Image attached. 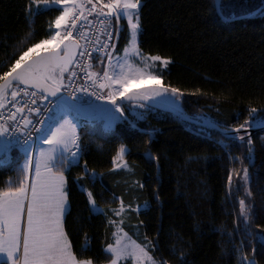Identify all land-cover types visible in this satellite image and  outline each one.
Wrapping results in <instances>:
<instances>
[{
	"label": "trees",
	"instance_id": "16d2710c",
	"mask_svg": "<svg viewBox=\"0 0 264 264\" xmlns=\"http://www.w3.org/2000/svg\"><path fill=\"white\" fill-rule=\"evenodd\" d=\"M29 2L0 0V74L28 47L47 38L49 25L59 15L47 9L30 14ZM214 3L142 0L138 47L171 61L161 79L183 93L180 110L223 128L245 120L255 126L264 119V0H220L226 19L249 14L230 21L218 16ZM120 25L117 48L127 39L123 19ZM251 108L258 111L250 117ZM140 112L135 118L125 109V119L110 129L103 128V118L81 120L79 162L64 169V229L77 257L105 264L109 254L104 249L113 240L106 217L90 211L85 188L104 208L115 206L118 197L131 207L148 203L138 213L129 211L123 228L140 244L151 241L157 261L264 264V129L241 134L244 141L226 140L169 113L149 107ZM121 145L127 149L129 173L113 170ZM3 156L0 189L17 179L23 160L21 150L11 152L6 162ZM243 168L249 173L247 185L233 174L229 189V173ZM245 188L251 196L245 195ZM241 198L249 206L247 220L240 215ZM85 237L88 250L82 252Z\"/></svg>",
	"mask_w": 264,
	"mask_h": 264
},
{
	"label": "snow or ice",
	"instance_id": "6c2138e0",
	"mask_svg": "<svg viewBox=\"0 0 264 264\" xmlns=\"http://www.w3.org/2000/svg\"><path fill=\"white\" fill-rule=\"evenodd\" d=\"M87 5L91 8H86ZM141 7L142 0H30L26 5L30 14L47 9L59 11V15L49 25L47 38L28 47L7 71L0 74V109L5 108L4 101L9 92L15 108L6 116L0 111V137L19 140L22 136L27 145L35 132L38 134L36 140L48 147H40L38 155L27 154L17 179L9 180L8 186L0 189V257L4 258L3 264H95L92 258L77 257L64 229V216L68 212L64 169L78 164L81 151L77 125L69 118V114H78L80 110L77 93L94 96L111 105L99 113L108 115L111 120L119 119L116 113L124 116L123 101L144 108L148 101L166 97L178 101L183 95L178 88L167 87L162 82L164 69L171 61L160 55L144 54L138 47ZM93 13L95 19L103 17L99 19L100 34L105 36L102 41L97 35L94 43L90 31L94 20L88 19ZM121 19L127 20L130 38L123 55L114 56L116 45L112 43L113 32L108 29H114L118 38L120 29L117 25ZM93 52L103 55L93 56ZM92 60H97L102 67L93 70L96 65ZM50 97L55 99L50 100ZM45 102L52 107H47ZM39 105H44L43 111L49 113L46 119L34 118L41 116ZM257 111L251 108L250 117ZM258 122L264 125V119ZM249 127L250 121L245 120L234 128L232 131L238 135L233 139L244 141L245 136L239 133H246ZM251 143L249 136V153ZM125 155L126 148L121 145L113 157L114 168L130 170ZM233 174L247 185L248 169L233 170L228 176L229 189ZM92 176L95 177V173ZM244 191L246 196H251L250 189ZM87 197L90 211L105 214L98 209L91 191L87 192ZM239 206L240 215L247 220L249 206L246 199L241 198ZM130 207L121 199L119 208L111 211L113 215L123 217ZM123 222V219L119 223L109 220V224L117 229L112 233L115 242L108 243L104 249L109 254V264H121L125 260H132L133 264H167L157 261L151 254L155 247L151 241L139 244L132 240L119 226ZM87 250L85 237L82 252ZM247 259L243 257V260ZM248 264H254V261H248Z\"/></svg>",
	"mask_w": 264,
	"mask_h": 264
},
{
	"label": "water",
	"instance_id": "95a60500",
	"mask_svg": "<svg viewBox=\"0 0 264 264\" xmlns=\"http://www.w3.org/2000/svg\"><path fill=\"white\" fill-rule=\"evenodd\" d=\"M215 6V11L218 14L219 17H221L223 20H237V19H242L247 17L249 14H245L239 17H235V18H231V19H226L225 17H223V15L221 14L220 11V0H215L214 3ZM263 8V5L258 8L257 10H255L254 12H252L253 14H257L261 9ZM50 99H55V98H51ZM80 104V110L79 113L76 114L80 119L82 120H88V121H96L97 119L102 118L105 115H101L100 110L101 109H109L111 108V105L107 104L106 102H79ZM122 104H133L132 102L129 101H123ZM146 107L152 108L154 110H159L165 113H169L172 114L174 116H176L177 118H179L181 121L191 124L193 126L196 127H200V128H204V129H210V130H214L216 131L222 138L226 139V140H232L233 137L237 136L238 134L233 132L232 130L234 128H223L220 127L219 125H217L216 123L202 118V117H198V116H193L190 114H187L186 112L180 110V109H176L173 107H170L168 105L162 104L160 102L157 101H148L146 102ZM264 129V125H261L260 123L255 125V126H251L247 129V132H241L239 133V135L241 134H253L257 131H261ZM3 146H0V157L3 153Z\"/></svg>",
	"mask_w": 264,
	"mask_h": 264
},
{
	"label": "rangeland",
	"instance_id": "374dc122",
	"mask_svg": "<svg viewBox=\"0 0 264 264\" xmlns=\"http://www.w3.org/2000/svg\"><path fill=\"white\" fill-rule=\"evenodd\" d=\"M70 6V5H69ZM124 21H125V23H126V26H127V20L126 19H123ZM121 27V26H120ZM140 31V30H139ZM138 34H139V32H138ZM129 38H130V30H129V28H128V26H127V39H126V41L120 46V47H116V50H115V52H114V56L115 55H120V56H122L123 55V49L127 46V44H128V40H129ZM137 43H138V35H137ZM157 64H158V66H160V62H157ZM168 68V65H167V67L164 69V70H166ZM155 101H157V102H160V103H162V104H165V105H168V106H170V107H173V108H176V109H180V101L178 100V101H176L175 100V98L174 97H166V98H157ZM125 109L130 113V115H132L133 117H135V118H139L140 117V111H141V108H139V107H135V105L134 104H132V105H129V104H127L126 105V107H125ZM117 117H119V119H116V120H111L110 119V117L108 116V115H105L104 117H103V120H102V126H103V128L104 129H110V128H113L114 126H115V124L119 121V120H121V117H120V114L119 113H116L115 114ZM69 118L70 119H73V122L77 125V133H78V129H79V127H80V125H81V123H82V121H81V119L76 115V114H74V113H71V114H69ZM35 143H30L27 147H25L24 149H22L21 151H22V153H23V160L21 161V166L23 165V163H24V160H25V158H26V155L27 154H33V155H38V151H39V148L40 147H44V148H47L48 147V145H46V144H41L38 140H36V138H35ZM25 149H27V152L25 151ZM126 151H127V149H126ZM128 164V163H127ZM129 165V164H128ZM130 167V166H129ZM113 170H121V171H124V172H126V173H129L128 171H130L131 170V168H130V170H128V169H123V168H114V166H113ZM81 189H83V191L85 192V194H86V198H87V202H88V197H87V192L89 191L88 189H85V188H81ZM122 198H120V197H118V203L115 205V206H111V207H108V208H104V207H101V206H99L97 203V207H98V209H102L103 210V213H105V214H103L105 217H106V219H107V222L109 223V220L110 219H113V220H116L118 223H119V221L121 220V219H123V224L122 225H119L120 227H123V225H124V223H126V220H127V216H128V214H129V211H131V210H133L134 212H136V213H138V212H140V211H142V210H144V209H146L147 208V206H148V203H144V204H142V205H140V206H134V207H130V208H128L127 209V212L124 214V216L123 217H117V216H115V215H113V213H112V211H111V209H113V208H119V206H120V200H121ZM123 200V199H122ZM125 205H128V204H126V203H124ZM88 205H89V208L91 207L90 206V204H89V202H88ZM92 213H98V212H95V211H91ZM112 227V229H113V232H115L117 229H116V227H114V226H111ZM124 229V228H123ZM125 231V230H124ZM112 232V233H113ZM126 232V231H125ZM128 236L129 237H131L129 234H128ZM131 239L132 240H134L132 237H131ZM136 241V240H135ZM115 242V239H114V237H113V240H112V242L111 243H114ZM137 242V241H136ZM138 243V242H137ZM140 244V243H139ZM0 258H3V257H0ZM105 264H109V262H107V263H105ZM121 264H133V261L132 260H125V261H121Z\"/></svg>",
	"mask_w": 264,
	"mask_h": 264
},
{
	"label": "built area",
	"instance_id": "2783aa9c",
	"mask_svg": "<svg viewBox=\"0 0 264 264\" xmlns=\"http://www.w3.org/2000/svg\"><path fill=\"white\" fill-rule=\"evenodd\" d=\"M97 7H99V6L97 5ZM86 8H91V5H87ZM85 15H87V11H85ZM95 15L96 14L93 13V15L88 16L89 20H94V23H93V25L91 26V29H90L91 33L93 34L92 35L93 43L95 42V38H96L97 35L100 36V39L102 41L105 39V36L100 34L101 25L99 24V19H103V17H100L99 19H95ZM112 22H113V24H115V20L114 19H113ZM117 27H118V25H117ZM108 31H112L113 32L112 43H115V45H116V41H117L118 38L115 35L114 29L109 28ZM80 43L83 44L84 41L81 40ZM89 50H91V47L89 48ZM98 55H103V54L102 53L93 52V56H98ZM84 62L87 63L88 61L85 60ZM91 62L94 65L98 64L97 60H92ZM93 70H96V69L94 68ZM77 71H79V70L77 69ZM81 76H83V73H81ZM77 83H80V81H77ZM64 94L67 95L66 92ZM77 95L80 97V102H90V101L101 102L102 101V100H96V98L94 96H89V95H86V94H84L82 92L77 93ZM50 100H53V99H50ZM4 103H5V108L0 109V111L4 112L5 116L8 114L9 110L15 111V108L12 107V103L13 102H11L10 92L8 94V97L5 99ZM38 104H39V102H38ZM45 105H47V107H52V105L48 104V102H45ZM39 106L42 108L41 116H35L34 118L36 120H39L40 118H45L46 119L47 116L49 115V113L43 111L44 105H39ZM36 126L39 127L40 125L37 124ZM36 136H37V133L33 132L32 133V139L29 141V144L32 143L35 140ZM0 141H1V143L3 145V148H4V153H3L4 156H3V159H1V161H3V162L7 161V157H8V155L11 152H14L16 150H22V149H24L25 147H27L29 145V144L25 145L23 143V137L22 136L19 138V140H16L13 137H0Z\"/></svg>",
	"mask_w": 264,
	"mask_h": 264
},
{
	"label": "crops",
	"instance_id": "0c3cea01",
	"mask_svg": "<svg viewBox=\"0 0 264 264\" xmlns=\"http://www.w3.org/2000/svg\"><path fill=\"white\" fill-rule=\"evenodd\" d=\"M117 46V44H116ZM115 50H116V47H115ZM106 62V61H105ZM99 64V63H98ZM38 135V134H37ZM65 191H66V187H65ZM4 261V258H0V263Z\"/></svg>",
	"mask_w": 264,
	"mask_h": 264
}]
</instances>
